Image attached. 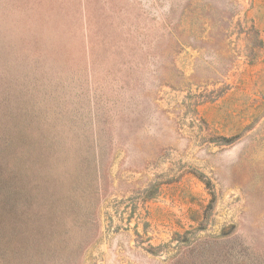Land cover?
<instances>
[{"label":"rangeland","instance_id":"rangeland-1","mask_svg":"<svg viewBox=\"0 0 264 264\" xmlns=\"http://www.w3.org/2000/svg\"><path fill=\"white\" fill-rule=\"evenodd\" d=\"M0 264H264V0H0Z\"/></svg>","mask_w":264,"mask_h":264},{"label":"trees","instance_id":"trees-1","mask_svg":"<svg viewBox=\"0 0 264 264\" xmlns=\"http://www.w3.org/2000/svg\"><path fill=\"white\" fill-rule=\"evenodd\" d=\"M261 43V45H263V42H260Z\"/></svg>","mask_w":264,"mask_h":264}]
</instances>
